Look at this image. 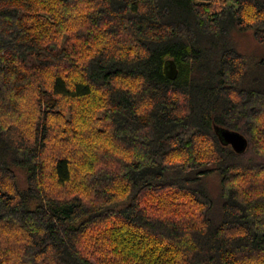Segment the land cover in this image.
Instances as JSON below:
<instances>
[{
    "label": "trees",
    "instance_id": "obj_1",
    "mask_svg": "<svg viewBox=\"0 0 264 264\" xmlns=\"http://www.w3.org/2000/svg\"><path fill=\"white\" fill-rule=\"evenodd\" d=\"M235 31L264 45V0H0V264H264Z\"/></svg>",
    "mask_w": 264,
    "mask_h": 264
},
{
    "label": "water",
    "instance_id": "obj_2",
    "mask_svg": "<svg viewBox=\"0 0 264 264\" xmlns=\"http://www.w3.org/2000/svg\"><path fill=\"white\" fill-rule=\"evenodd\" d=\"M166 75L170 79H175L178 74L176 63L173 59H168L165 66ZM221 136L223 139L230 144L236 151H243L247 146V139L236 131L221 130Z\"/></svg>",
    "mask_w": 264,
    "mask_h": 264
},
{
    "label": "rangeland",
    "instance_id": "obj_3",
    "mask_svg": "<svg viewBox=\"0 0 264 264\" xmlns=\"http://www.w3.org/2000/svg\"><path fill=\"white\" fill-rule=\"evenodd\" d=\"M234 38L238 44V47L241 51L246 52L248 55L253 56L257 55L261 56L264 54V45L260 42H258L251 31H235L234 32ZM255 57V58H257ZM22 177V174H21ZM213 186L216 185V178H213L211 180Z\"/></svg>",
    "mask_w": 264,
    "mask_h": 264
}]
</instances>
